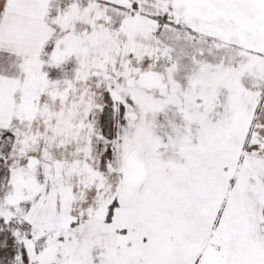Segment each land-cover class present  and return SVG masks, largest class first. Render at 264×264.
I'll return each instance as SVG.
<instances>
[{
    "label": "snow or ice",
    "instance_id": "1",
    "mask_svg": "<svg viewBox=\"0 0 264 264\" xmlns=\"http://www.w3.org/2000/svg\"><path fill=\"white\" fill-rule=\"evenodd\" d=\"M0 264H264V0H0Z\"/></svg>",
    "mask_w": 264,
    "mask_h": 264
}]
</instances>
